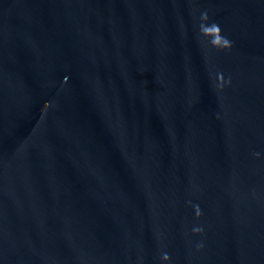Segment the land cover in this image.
I'll return each instance as SVG.
<instances>
[{
    "label": "water",
    "instance_id": "95a60500",
    "mask_svg": "<svg viewBox=\"0 0 264 264\" xmlns=\"http://www.w3.org/2000/svg\"><path fill=\"white\" fill-rule=\"evenodd\" d=\"M0 264H264V0H0Z\"/></svg>",
    "mask_w": 264,
    "mask_h": 264
}]
</instances>
